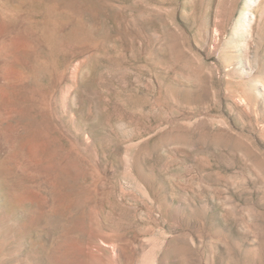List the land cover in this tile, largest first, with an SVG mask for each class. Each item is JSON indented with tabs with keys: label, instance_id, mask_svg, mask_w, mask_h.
<instances>
[{
	"label": "rangeland",
	"instance_id": "374dc122",
	"mask_svg": "<svg viewBox=\"0 0 264 264\" xmlns=\"http://www.w3.org/2000/svg\"><path fill=\"white\" fill-rule=\"evenodd\" d=\"M0 264H264V0H0Z\"/></svg>",
	"mask_w": 264,
	"mask_h": 264
}]
</instances>
